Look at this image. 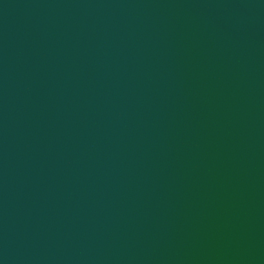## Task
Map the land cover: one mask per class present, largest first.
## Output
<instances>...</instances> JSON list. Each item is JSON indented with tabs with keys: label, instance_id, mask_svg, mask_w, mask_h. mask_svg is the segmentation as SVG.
<instances>
[{
	"label": "water",
	"instance_id": "obj_1",
	"mask_svg": "<svg viewBox=\"0 0 264 264\" xmlns=\"http://www.w3.org/2000/svg\"><path fill=\"white\" fill-rule=\"evenodd\" d=\"M0 264H264V0H0Z\"/></svg>",
	"mask_w": 264,
	"mask_h": 264
}]
</instances>
